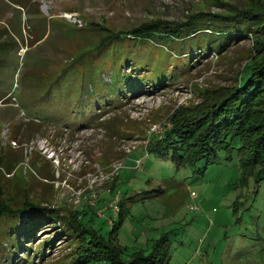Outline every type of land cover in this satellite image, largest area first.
I'll list each match as a JSON object with an SVG mask.
<instances>
[{
  "label": "rangeland",
  "instance_id": "1",
  "mask_svg": "<svg viewBox=\"0 0 264 264\" xmlns=\"http://www.w3.org/2000/svg\"><path fill=\"white\" fill-rule=\"evenodd\" d=\"M231 8L264 11V0H0V75L8 90L0 115L5 102L13 113L0 117L2 199L56 209L88 238L119 247L123 261L163 237L164 264H264V190L237 156L220 152L191 165L171 160L170 150L149 151L178 118L237 83L255 56L253 34L228 38L218 54L182 47L171 77L152 85L153 67H138L129 71L134 85H114L119 94H112L118 54L110 44L93 49L106 33L143 21ZM58 216L17 247L29 210L20 213L12 235L0 233V264H66L75 238Z\"/></svg>",
  "mask_w": 264,
  "mask_h": 264
},
{
  "label": "trees",
  "instance_id": "2",
  "mask_svg": "<svg viewBox=\"0 0 264 264\" xmlns=\"http://www.w3.org/2000/svg\"><path fill=\"white\" fill-rule=\"evenodd\" d=\"M230 10L231 13L224 15L208 12L189 15L181 22L143 21L125 31L106 33L93 49L98 53L110 44L111 53L118 54L116 65L112 67V72L114 71L112 86L120 82L127 87L130 86L129 83L134 85L131 80L134 76L130 75L132 73L129 71L142 66L145 67L144 72L148 67L150 69L153 67L148 82L153 85L160 83L161 78L171 77L174 73L171 69L180 66L177 60L175 64L172 63L171 58L185 56L186 53L181 51L182 47L185 52L200 48L202 51L211 50L218 54L226 45L228 38L233 36L244 38L245 35L253 34L255 56L241 67L237 83L215 92L211 102L203 107L199 106L193 114L178 118L160 141H153L149 151L153 153L157 151L162 155L170 150L171 160L191 165L200 161L207 165L215 161L220 152L226 158L235 155L239 165L252 176L254 187L261 186L264 190V11H236L235 8ZM200 18H205L206 21H200ZM176 42L177 46L173 50L171 46ZM150 43L156 46H150ZM140 44L147 45L144 48L148 50L137 62L134 55ZM157 46L170 54L162 53ZM128 61L130 62L128 72H121V66ZM168 63L171 67L167 68ZM87 74L92 75L93 71L88 70ZM114 89L112 94H119L120 90H116L115 86ZM91 119L92 117L89 118ZM1 194L0 185L1 234L12 235L10 232L15 231L14 219L20 213L29 210V218L24 228H21L13 239L17 247L26 237L32 236L36 227H42L52 216H58L56 209L46 208L32 200H22L20 206L13 207L2 199ZM58 217L65 221L67 231L75 238L73 251L69 254L66 264H92L98 260L107 264L165 263L167 250L163 237L153 243L148 253H133L123 261L119 257L120 248L111 241L106 243L94 235L88 238L83 230L78 229L72 218L62 215Z\"/></svg>",
  "mask_w": 264,
  "mask_h": 264
},
{
  "label": "crops",
  "instance_id": "3",
  "mask_svg": "<svg viewBox=\"0 0 264 264\" xmlns=\"http://www.w3.org/2000/svg\"><path fill=\"white\" fill-rule=\"evenodd\" d=\"M1 63H2V61H1ZM0 90L2 91V92H0V97L1 98L7 96L8 90L6 88H3L1 75H0ZM0 101H5V100H0ZM10 104H11L10 102H7V103L5 102V104H3V107H2V110H1L3 115L2 116L0 115L1 119L4 116H5L4 118H12L13 117V113L11 111H9V110H6L8 107H11Z\"/></svg>",
  "mask_w": 264,
  "mask_h": 264
}]
</instances>
